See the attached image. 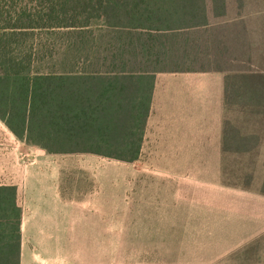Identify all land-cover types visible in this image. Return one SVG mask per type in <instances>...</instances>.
<instances>
[{
    "label": "crops",
    "instance_id": "crops-1",
    "mask_svg": "<svg viewBox=\"0 0 264 264\" xmlns=\"http://www.w3.org/2000/svg\"><path fill=\"white\" fill-rule=\"evenodd\" d=\"M161 6L170 64L147 76V164L65 168V156L107 157L18 140L34 147L21 163L0 142L17 264H264V0Z\"/></svg>",
    "mask_w": 264,
    "mask_h": 264
},
{
    "label": "trees",
    "instance_id": "trees-1",
    "mask_svg": "<svg viewBox=\"0 0 264 264\" xmlns=\"http://www.w3.org/2000/svg\"><path fill=\"white\" fill-rule=\"evenodd\" d=\"M166 0H0V122L48 153L138 158L165 69ZM96 21H100L96 24ZM0 185V264H17L20 207Z\"/></svg>",
    "mask_w": 264,
    "mask_h": 264
},
{
    "label": "rangeland",
    "instance_id": "rangeland-1",
    "mask_svg": "<svg viewBox=\"0 0 264 264\" xmlns=\"http://www.w3.org/2000/svg\"><path fill=\"white\" fill-rule=\"evenodd\" d=\"M27 2L28 0H21V2ZM96 24L100 25V21H96ZM100 27H104L103 25H100ZM167 66V65H166ZM239 68H241L239 66ZM244 68V67H243ZM0 142L5 144H10L14 146L15 151L18 155V160L22 163L23 161H26L28 159L24 155V151H27L29 149H34V147H26L24 145H21L18 142L17 138H14L12 134L5 128V126L0 122ZM13 143V144H12ZM61 164H63L66 168V166H76V165H112V166H120V165H136V164H147V161L145 158H137L136 160L125 162V161H119L111 158H82L81 156L73 157V156H65L60 159ZM88 162V163H85Z\"/></svg>",
    "mask_w": 264,
    "mask_h": 264
}]
</instances>
